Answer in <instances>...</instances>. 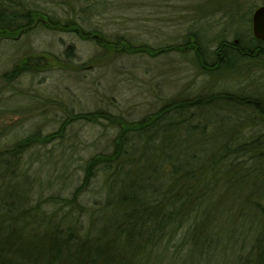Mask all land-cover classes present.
Listing matches in <instances>:
<instances>
[{
    "label": "rangeland",
    "instance_id": "obj_1",
    "mask_svg": "<svg viewBox=\"0 0 264 264\" xmlns=\"http://www.w3.org/2000/svg\"><path fill=\"white\" fill-rule=\"evenodd\" d=\"M28 3L34 15L41 13L44 19L39 16L40 22L18 37H0V152L32 136L44 139L57 134L71 120L63 136L18 156L21 169L38 180L35 196L42 205L39 223L45 220L44 215L52 218L57 206L62 215L73 210L80 216L85 213L81 206L91 211L99 194L104 199L103 181L94 178L91 188L81 184L91 159L113 150V139L119 132L114 118L140 122L165 104L222 93L245 102L264 100V56L238 59L230 54V60L222 64L217 52L222 44L231 46L237 40L239 45L257 46L252 16L264 6V0ZM89 30H96L107 41L99 43L87 37ZM110 42L113 47L107 46ZM194 42L197 49L193 48ZM70 47L74 52L72 59L64 55ZM196 50L202 52L204 63L196 58ZM205 60L211 68L221 63L220 69L206 72L209 69L202 65ZM26 63L32 67H22ZM19 68L23 71L10 82ZM100 111H111L112 122L98 116L92 121L74 118ZM220 111L212 117L231 116L228 108ZM255 115L244 104L230 120L248 129ZM80 185L84 192L79 200L83 204L73 203L75 208L64 209L62 206ZM168 249L160 252L156 260H150V264H242L249 252V248L244 249V257L240 258L238 248L227 252L228 248L219 247V260L214 253L197 260L188 259L185 248H178L179 252ZM10 262L27 264L16 258Z\"/></svg>",
    "mask_w": 264,
    "mask_h": 264
},
{
    "label": "trees",
    "instance_id": "obj_2",
    "mask_svg": "<svg viewBox=\"0 0 264 264\" xmlns=\"http://www.w3.org/2000/svg\"><path fill=\"white\" fill-rule=\"evenodd\" d=\"M40 14L34 15L28 0H0V37H18L34 28L39 16L44 19ZM95 31L89 30L87 37L107 41ZM254 39L257 46L239 45V40L222 44L217 51L222 64L230 54L238 59L263 57L264 42ZM73 53L70 47L64 55L72 59ZM194 53L204 63L202 52ZM205 64L208 73L221 67ZM231 95L165 104L140 122L114 118L119 132L113 150L91 159L81 184L91 188L92 181H103L105 197L99 194L91 211L81 206L86 214L80 216L71 209L73 203L83 204L81 185L62 206L71 207V214L62 215L57 206L52 218L44 215L37 222L42 211L35 196L38 180L21 169L18 159L25 150L63 136L71 120L57 134L32 136L5 148L0 152V264H11L14 258L27 264H150L169 247L185 248L188 259L197 260L216 254L219 247L227 252L238 248L241 258L249 248L242 264H264V100L245 102ZM244 104L256 114L248 129L230 120ZM226 108L231 116L212 117ZM113 115L100 111L74 118L92 121L98 116L112 122Z\"/></svg>",
    "mask_w": 264,
    "mask_h": 264
},
{
    "label": "water",
    "instance_id": "obj_3",
    "mask_svg": "<svg viewBox=\"0 0 264 264\" xmlns=\"http://www.w3.org/2000/svg\"><path fill=\"white\" fill-rule=\"evenodd\" d=\"M251 24L254 37L264 42V6L255 10Z\"/></svg>",
    "mask_w": 264,
    "mask_h": 264
}]
</instances>
